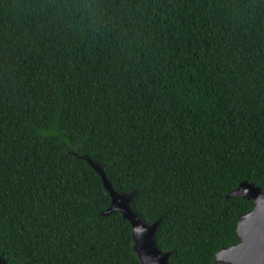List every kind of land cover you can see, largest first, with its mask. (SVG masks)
<instances>
[{
  "label": "trees",
  "instance_id": "16d2710c",
  "mask_svg": "<svg viewBox=\"0 0 264 264\" xmlns=\"http://www.w3.org/2000/svg\"><path fill=\"white\" fill-rule=\"evenodd\" d=\"M113 188L170 264H219L264 193V0H0V257L140 264Z\"/></svg>",
  "mask_w": 264,
  "mask_h": 264
},
{
  "label": "water",
  "instance_id": "95a60500",
  "mask_svg": "<svg viewBox=\"0 0 264 264\" xmlns=\"http://www.w3.org/2000/svg\"><path fill=\"white\" fill-rule=\"evenodd\" d=\"M85 160L100 176L103 187L110 197L109 207L102 216L119 212L132 229V249L140 264H170V251H161L156 243V231L160 220L146 224L132 205L136 191L123 194L116 191L103 168L87 156ZM226 197H241L253 202L249 213L239 216L236 225L237 244L219 250L214 257L219 264H264V193L251 183L241 182ZM0 264H6L0 257Z\"/></svg>",
  "mask_w": 264,
  "mask_h": 264
}]
</instances>
